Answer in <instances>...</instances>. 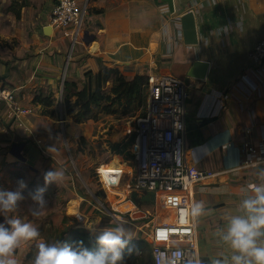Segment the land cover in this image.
<instances>
[{
    "label": "crops",
    "instance_id": "1",
    "mask_svg": "<svg viewBox=\"0 0 264 264\" xmlns=\"http://www.w3.org/2000/svg\"><path fill=\"white\" fill-rule=\"evenodd\" d=\"M22 1L0 0V36L12 47L1 50L0 76L32 112L22 126L11 124L5 113L0 118V170L38 167L31 140L36 138L34 109L42 106L34 103L39 91L54 99L56 117L64 120L56 107L63 103L64 83L83 88L87 71L116 68L128 81L142 74H172L187 86L186 160L211 173L204 180L211 188L192 194V202L205 205V214L193 222L198 255L202 264L229 256L217 232L243 189L261 182L256 172L264 167V162L251 164L264 155V62L251 57L264 38V0H174V14L162 0H78L88 2V15L72 50L70 39L50 28L55 0ZM13 2L19 17L13 15ZM189 11L196 15V45L183 39L180 17ZM224 26L232 29L223 34ZM198 60L209 63L205 79L188 75ZM65 114L72 117L66 109Z\"/></svg>",
    "mask_w": 264,
    "mask_h": 264
},
{
    "label": "rangeland",
    "instance_id": "2",
    "mask_svg": "<svg viewBox=\"0 0 264 264\" xmlns=\"http://www.w3.org/2000/svg\"><path fill=\"white\" fill-rule=\"evenodd\" d=\"M13 7L15 12L18 11L16 2H13L12 9ZM13 15L17 16L15 13ZM6 39L9 38L3 40L0 36V54L2 49L12 48L8 45L9 40ZM5 43L7 45H3ZM111 87L112 84L108 82L103 88L104 92L109 94ZM37 95L45 97L41 91ZM109 104L104 102L95 108V113L98 114L97 120L88 119L80 124H77L74 118L66 116L64 103L61 104V102L56 107L64 120L61 116L56 117L55 120L44 115L46 109L43 106L34 109L37 114L34 117L33 127L36 138L34 137L31 141H34L37 147L35 159H39L38 167L32 169L24 166L22 170H17V167H7V170L3 168L0 170V190H13L18 179H24L27 182L28 187L23 193L24 200L20 203L16 214L37 227L40 232L39 240L60 241L61 244L73 246L70 233L74 229H84L93 235L88 227L99 229L109 225L110 222L114 223L116 221L113 216L114 209L129 200L151 216L149 220L143 219L131 223L128 216H123V222L130 227L133 239H144L148 242L156 216L159 215L162 218L169 216L166 210H161L158 199L135 190L134 173L138 166L136 155L139 147L133 132L128 131H132L134 118L143 110L128 117L123 114L124 104H126L124 102L115 106L117 113L108 115L102 113L104 105ZM136 105L137 103H134L131 108ZM129 106L128 104L127 107ZM50 147L52 150L49 152ZM15 150L20 152V149ZM116 156L120 157L131 174L128 197L118 195L104 178V170L112 164ZM35 159H33L34 162ZM16 162L19 161L16 160ZM53 168L64 169L65 179L59 186L52 184L47 187L45 199L48 202V209L43 216L32 218L28 213L29 206L33 203L32 194L38 188L45 186L42 173ZM4 220L5 218L0 215V223H4ZM36 243L37 241L22 243L15 250L14 256L18 264H30L36 250ZM151 251L147 247H141L137 253L138 264H153Z\"/></svg>",
    "mask_w": 264,
    "mask_h": 264
},
{
    "label": "built area",
    "instance_id": "3",
    "mask_svg": "<svg viewBox=\"0 0 264 264\" xmlns=\"http://www.w3.org/2000/svg\"><path fill=\"white\" fill-rule=\"evenodd\" d=\"M87 15V1L55 0L49 25L53 31L70 39L72 50ZM251 57L258 64L264 62V38L253 49ZM146 91L145 111L134 118L132 131L128 132H133L139 147L136 155L138 166L134 173L135 190L153 194L160 202L161 210L168 211L169 215L166 218L157 215L149 234L153 264H169L172 259L176 264H202L194 221L181 216V209L192 203L194 189L205 191L211 188L204 183L211 173L189 164L185 157L187 86L172 74H152ZM31 112L20 104L14 91L0 76V118L5 113L11 124L22 126L23 118ZM255 161H264V155ZM127 202H123L126 203L125 210L121 208L123 203L114 209L116 220L123 222V216H128L130 223L150 219L148 213L138 207L131 208Z\"/></svg>",
    "mask_w": 264,
    "mask_h": 264
},
{
    "label": "clouds",
    "instance_id": "4",
    "mask_svg": "<svg viewBox=\"0 0 264 264\" xmlns=\"http://www.w3.org/2000/svg\"><path fill=\"white\" fill-rule=\"evenodd\" d=\"M231 29V26H224L222 33L226 34ZM51 150L52 147L48 149L49 152ZM261 162L264 161L251 164L258 166ZM256 174L261 182L243 189L236 209L225 215L224 227L217 232L231 254L213 258L211 264H264V167H257ZM42 175L45 186L32 194L33 203L28 209L32 218L43 216L48 209L45 199L47 187L52 184L59 186L65 179L62 168L47 170ZM27 187L24 179H18L13 190H0V215L5 218L4 223H0V264H18L14 256L15 250L22 243L30 241H37L30 264H125L126 253L132 255L133 252H139L131 245L133 237L130 227L119 220L99 229L87 226L95 238V244L91 248L85 246L83 241L71 246L61 244L60 241L39 240L40 232L37 227L16 214ZM204 214L203 201H193L190 206L181 209V216L185 220H198ZM174 255L179 256V253ZM169 264H176V260H170Z\"/></svg>",
    "mask_w": 264,
    "mask_h": 264
},
{
    "label": "trees",
    "instance_id": "5",
    "mask_svg": "<svg viewBox=\"0 0 264 264\" xmlns=\"http://www.w3.org/2000/svg\"><path fill=\"white\" fill-rule=\"evenodd\" d=\"M25 5L27 0L22 1ZM15 7H13V10ZM17 17L20 16V12H16ZM114 77V83L111 87L109 94H106L103 90L104 86ZM86 83L83 88H80L76 82L65 81L63 87V103L66 112L69 116H72L76 123H83L88 119L97 120L98 114L95 113V108L101 106L104 102H109V105H104L102 113L114 114L117 113L115 106L121 105L124 102V115L132 117L139 110H143L144 113L147 99V85L149 76L142 74L138 75L134 80L128 81L123 75L120 74L116 68L103 66L102 69L93 73L87 71L85 73ZM76 98L75 102L72 99ZM34 103L41 104L45 110L44 115L54 119L57 114L53 109L54 99L51 96L43 97L37 95L34 98ZM134 103H137L136 107L131 108ZM128 104L130 105L129 107ZM153 199V194H148ZM136 205V204H135ZM72 245L75 246L76 242L83 241L84 245L91 248L95 244V238L88 231L84 229H74L70 233ZM131 245L135 249L140 250L141 247H147L151 251V245L144 239H133ZM152 253V251H151ZM138 256L136 252L132 255H125V264H138ZM153 261V255H152Z\"/></svg>",
    "mask_w": 264,
    "mask_h": 264
},
{
    "label": "water",
    "instance_id": "6",
    "mask_svg": "<svg viewBox=\"0 0 264 264\" xmlns=\"http://www.w3.org/2000/svg\"><path fill=\"white\" fill-rule=\"evenodd\" d=\"M162 2L167 3L171 13H176L175 1L174 0H162ZM181 28L183 33V39L187 45H196L199 43L198 27L196 21V15L194 11H189L180 17ZM51 28V27H50ZM49 29V28H48ZM49 31V30H48ZM49 33V32H48ZM209 70V63L201 60L195 61L192 68L189 71V76L196 79H205ZM21 149V148H20ZM20 160L25 161L24 157L17 155ZM125 204L123 203L121 207L125 210ZM127 204L131 208H135L136 205L133 201L129 200Z\"/></svg>",
    "mask_w": 264,
    "mask_h": 264
},
{
    "label": "bare ground",
    "instance_id": "7",
    "mask_svg": "<svg viewBox=\"0 0 264 264\" xmlns=\"http://www.w3.org/2000/svg\"><path fill=\"white\" fill-rule=\"evenodd\" d=\"M104 178L111 189L122 197H128L130 187V172L123 165L120 157L116 156L112 164L104 170ZM35 174V173H34ZM115 182V183H114ZM115 185V186H114ZM139 205V204H138ZM136 207H138L136 205ZM139 214H137L138 216ZM167 215V214H166ZM77 219V218H76ZM149 220V219H148ZM80 221V220H79ZM80 223V222H79ZM141 223V222H140ZM144 223V222H143ZM131 225V224H130ZM140 225V224H139ZM54 226V225H53ZM55 227V226H54ZM53 228V227H52ZM55 229V228H54ZM69 232V231H68ZM60 233V232H59ZM57 234V233H56ZM63 239V238H62ZM202 262V261H201Z\"/></svg>",
    "mask_w": 264,
    "mask_h": 264
}]
</instances>
